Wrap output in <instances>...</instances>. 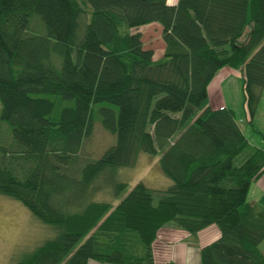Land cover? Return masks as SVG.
Segmentation results:
<instances>
[{
  "label": "trees",
  "instance_id": "trees-1",
  "mask_svg": "<svg viewBox=\"0 0 264 264\" xmlns=\"http://www.w3.org/2000/svg\"><path fill=\"white\" fill-rule=\"evenodd\" d=\"M152 21L158 56L137 29ZM223 66L242 72L251 123L264 87V0H0V193L53 227L14 264H157L153 242L167 224L193 236L218 226L201 264H264V206L248 198L264 147L234 108L210 104ZM95 122L115 140L84 157ZM140 151L159 154L169 185L127 190L118 168ZM104 187L124 195L92 197Z\"/></svg>",
  "mask_w": 264,
  "mask_h": 264
},
{
  "label": "rangeland",
  "instance_id": "rangeland-1",
  "mask_svg": "<svg viewBox=\"0 0 264 264\" xmlns=\"http://www.w3.org/2000/svg\"><path fill=\"white\" fill-rule=\"evenodd\" d=\"M142 28L144 31V45L160 49L162 38L159 30L153 26ZM155 55L158 56L160 54ZM233 70L237 75L228 79V84L225 83L222 86L223 90L217 96L224 98L226 103L234 108L238 117H243V121L240 123L244 131L247 132V128L252 126L245 119L242 76L238 73L237 68ZM212 96L213 92L211 91L212 103L216 105L218 102L217 98L214 100ZM252 123L255 130V139H257L260 132L264 134V95L259 100ZM114 140L115 136L113 133L102 127L99 122H95L93 132L81 146V154L84 157H98ZM158 157L159 154L140 151L133 165L118 168V177L126 180L127 190L139 180L153 188H164L171 183V179L160 169ZM97 182L102 184L105 179L100 178ZM122 195L124 193L117 197L110 189L104 187L96 190L92 197L110 200L115 204ZM52 229V225L38 220L20 200L0 193V264H14L26 252L32 250L42 243L45 238L51 236Z\"/></svg>",
  "mask_w": 264,
  "mask_h": 264
},
{
  "label": "crops",
  "instance_id": "crops-1",
  "mask_svg": "<svg viewBox=\"0 0 264 264\" xmlns=\"http://www.w3.org/2000/svg\"><path fill=\"white\" fill-rule=\"evenodd\" d=\"M178 0H167L169 3H176ZM153 26L155 29L159 30V34L161 33V25L152 21L149 23H145L140 25L137 29L142 33V40L144 31L142 27L148 28ZM248 29V27H247ZM161 36V35H160ZM245 35L242 36L244 38ZM144 41V40H143ZM151 47V46H147ZM153 48V47H151ZM153 54H162L164 50V42L162 40V46L160 49L153 48ZM230 66L221 67L217 73L214 75L212 80L208 85V94H209V102L213 106L219 105H228L224 98H219L217 95L219 92L223 90V85L225 83L228 84V79L231 76H236L237 73L234 72V68ZM238 73L242 76V72L238 69ZM211 91L213 92V98L216 100L217 104L212 103L211 100ZM264 95V87L262 89L261 97ZM260 97V99H261ZM241 118V117H240ZM254 120V118H253ZM252 120V121H253ZM251 128H247L246 135L252 143L258 144L264 147V134L262 132L259 133V138L255 139L253 123L251 122ZM253 137V139H251ZM248 198L252 201H256L261 203L264 206V172L261 173L250 185ZM219 235V228L216 224H209L196 232V235H191L185 230L178 228L172 224L164 225L160 228L158 232V236L155 238L153 242V254L154 259L157 264H162L167 260H176L180 261L183 264H201L200 258V247L213 240ZM259 247L264 253V238L260 241ZM88 264H113L107 262H101L93 259H89Z\"/></svg>",
  "mask_w": 264,
  "mask_h": 264
}]
</instances>
